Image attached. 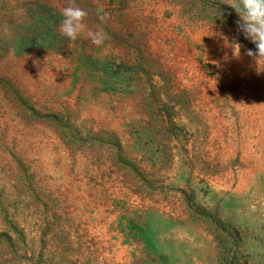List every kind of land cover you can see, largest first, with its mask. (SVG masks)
<instances>
[{
    "label": "rangeland",
    "instance_id": "1",
    "mask_svg": "<svg viewBox=\"0 0 264 264\" xmlns=\"http://www.w3.org/2000/svg\"><path fill=\"white\" fill-rule=\"evenodd\" d=\"M224 2L74 0L73 41L69 0H0V264H264V64Z\"/></svg>",
    "mask_w": 264,
    "mask_h": 264
},
{
    "label": "clouds",
    "instance_id": "2",
    "mask_svg": "<svg viewBox=\"0 0 264 264\" xmlns=\"http://www.w3.org/2000/svg\"><path fill=\"white\" fill-rule=\"evenodd\" d=\"M224 3L230 5L239 16L236 21L237 31L255 45V51L246 49L245 54L251 57L260 69V66L264 64V0H225ZM102 11V6L97 9L98 14ZM62 15L64 19L60 24V32L70 40H76L78 34L85 28L83 21L88 13L75 6L74 0H69V6L62 9ZM105 16L100 18L103 20ZM87 35L97 46L102 45L107 38L101 30L89 31ZM224 45L232 49L234 59H240L241 45L239 42L229 43L227 37H224ZM11 52H14V49L10 50Z\"/></svg>",
    "mask_w": 264,
    "mask_h": 264
}]
</instances>
